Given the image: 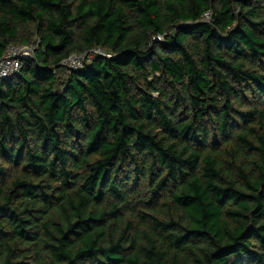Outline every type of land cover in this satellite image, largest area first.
<instances>
[{"label":"trees","instance_id":"trees-1","mask_svg":"<svg viewBox=\"0 0 264 264\" xmlns=\"http://www.w3.org/2000/svg\"><path fill=\"white\" fill-rule=\"evenodd\" d=\"M9 46L0 264H264V0H0Z\"/></svg>","mask_w":264,"mask_h":264},{"label":"built area","instance_id":"built-area-1","mask_svg":"<svg viewBox=\"0 0 264 264\" xmlns=\"http://www.w3.org/2000/svg\"><path fill=\"white\" fill-rule=\"evenodd\" d=\"M210 13L204 15V20L209 21ZM96 55H104L100 49L92 50L83 55H73L64 61V65L69 69H79L84 66L87 60H91ZM33 57V49L30 46L15 47L9 46L0 60V79H10L17 75L24 67V60Z\"/></svg>","mask_w":264,"mask_h":264},{"label":"rangeland","instance_id":"rangeland-1","mask_svg":"<svg viewBox=\"0 0 264 264\" xmlns=\"http://www.w3.org/2000/svg\"><path fill=\"white\" fill-rule=\"evenodd\" d=\"M159 39V38H158Z\"/></svg>","mask_w":264,"mask_h":264}]
</instances>
